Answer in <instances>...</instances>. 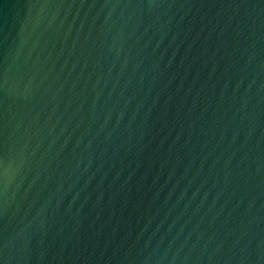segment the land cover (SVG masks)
<instances>
[{"label": "water", "instance_id": "obj_1", "mask_svg": "<svg viewBox=\"0 0 264 264\" xmlns=\"http://www.w3.org/2000/svg\"><path fill=\"white\" fill-rule=\"evenodd\" d=\"M0 264H264V0H0Z\"/></svg>", "mask_w": 264, "mask_h": 264}]
</instances>
